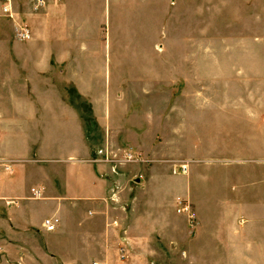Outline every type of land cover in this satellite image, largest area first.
Here are the masks:
<instances>
[{
	"label": "crops",
	"instance_id": "obj_1",
	"mask_svg": "<svg viewBox=\"0 0 264 264\" xmlns=\"http://www.w3.org/2000/svg\"><path fill=\"white\" fill-rule=\"evenodd\" d=\"M0 264H264V0H0Z\"/></svg>",
	"mask_w": 264,
	"mask_h": 264
},
{
	"label": "rangeland",
	"instance_id": "obj_2",
	"mask_svg": "<svg viewBox=\"0 0 264 264\" xmlns=\"http://www.w3.org/2000/svg\"><path fill=\"white\" fill-rule=\"evenodd\" d=\"M146 70L149 71V76L146 74ZM108 84L111 82L112 91L118 86V92L120 97L125 101L136 100V103L141 105L145 99L157 98V90L153 85L156 83V69H108ZM105 84V79L102 86ZM144 85H150V90H147L144 94ZM146 88V87H145ZM138 101V102H137ZM132 103V102H131ZM134 141V139L130 138ZM132 141V142H133ZM139 158L142 155L136 154ZM145 157V156H144ZM150 158V155H149Z\"/></svg>",
	"mask_w": 264,
	"mask_h": 264
},
{
	"label": "built area",
	"instance_id": "obj_3",
	"mask_svg": "<svg viewBox=\"0 0 264 264\" xmlns=\"http://www.w3.org/2000/svg\"><path fill=\"white\" fill-rule=\"evenodd\" d=\"M33 2H35L38 6L44 5L45 0H32ZM3 13L4 14H10L11 13V7L10 5L5 6L3 8ZM19 37L23 40H27L30 39L31 37V33L30 30L27 28H20V32H19ZM127 162H141V158H139V156L133 155L131 153H126L125 158H124ZM106 161H110L109 158L105 159ZM174 172L176 174H183L186 175L187 174V165H179L177 166V168L174 170ZM177 213L187 217V219L190 221L191 226L194 225L195 223V219H196V215L195 212L191 206V204L187 201H179L178 203V208H177ZM59 223V220L57 218H52V219H48L45 221L44 223V227L46 228L47 231L49 232H53L56 230L57 228V224Z\"/></svg>",
	"mask_w": 264,
	"mask_h": 264
}]
</instances>
